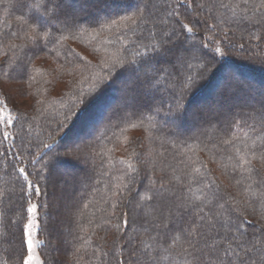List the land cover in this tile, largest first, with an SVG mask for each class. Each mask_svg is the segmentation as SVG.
<instances>
[{
  "label": "trees",
  "instance_id": "1",
  "mask_svg": "<svg viewBox=\"0 0 264 264\" xmlns=\"http://www.w3.org/2000/svg\"><path fill=\"white\" fill-rule=\"evenodd\" d=\"M177 19L193 31L180 29ZM173 30L179 38L168 42ZM228 69L252 83L226 81ZM216 83L222 96L247 95L192 128L191 117L201 113L188 117L193 104L213 95ZM258 84L264 0H0V108L15 117L11 142L0 123V264L27 257L22 185L38 205L43 264H219L200 236L209 220L224 224L219 238L230 225L240 235L239 223L249 247L240 256L264 264ZM185 90L183 110L175 113V97ZM118 94L122 108L76 151L87 171L66 178L74 190L61 210L54 193L61 171L54 166L66 163L69 135L95 108L102 109L95 120L102 119ZM22 100L27 108L16 107ZM21 167L42 196L29 195Z\"/></svg>",
  "mask_w": 264,
  "mask_h": 264
},
{
  "label": "rangeland",
  "instance_id": "2",
  "mask_svg": "<svg viewBox=\"0 0 264 264\" xmlns=\"http://www.w3.org/2000/svg\"><path fill=\"white\" fill-rule=\"evenodd\" d=\"M77 14H79L78 11H72V13H70V15L72 16H76ZM221 52V51H220ZM222 55L224 56V58H228V56L226 55V52L224 54V52H221ZM143 74H147V73H143ZM239 77L244 78V80L249 81L250 83H252L248 78H246L243 75H239V73H237L235 70L232 69H228L226 70V74L224 75V78L226 81H232V82H239ZM219 79V78H218ZM126 81V79H125ZM132 82V79L130 80ZM219 83V82H218ZM217 84L216 86V91L214 90L212 93L213 95L209 96L208 98L199 101L195 104H193V109H191L190 113L188 114V117H191L195 111H199L201 112L199 115V119L196 116H193L191 118H193V123L191 125L192 128H196L198 126H200V121H203L204 123L207 121H210V119H212L213 117L216 116L217 111L220 108L221 104L224 103H231L232 105H235V100L236 99H240L242 98V96L246 97V93L241 94V95H237L235 96V94L233 92H226L224 93V96H222L223 91L221 89L220 84ZM257 84V83H256ZM13 86V85H12ZM12 86H7L9 89H12ZM15 86V84H14ZM118 87L123 88L121 83L117 84ZM215 87V85H214ZM152 91V89L150 90H146L147 93H150ZM254 96L257 99H262V96H264V84H258L257 85V89L256 92L254 94ZM124 100V97L121 96L120 94L117 95V100L113 103H111L110 107L104 112V114L101 116L102 119L99 120H95V116L99 113H101L102 109L100 108H95L91 114L89 115V117H87L86 120H83V124L80 125L79 130H75L74 133H71L69 135V138L67 140V143L65 144V158L66 163H64L63 165L61 163H58L57 165L54 166V169L56 171H61L60 172V177L57 180V187L55 188V196L56 198L59 199L60 203H61V210H66L67 208H69L70 203H69V196L71 195V191L74 190V188L72 187V183L70 182V180L66 179L69 175H71L73 178L75 177V175H77L80 171H87L86 168V163L81 160V158H79L76 154V151H79L81 148V145L83 143L84 140H87L89 138L92 137V133L93 130L99 126H101L104 122V120L111 114V112L113 110H117L119 108H122V101ZM129 103L131 102L128 101ZM211 106H209L211 103ZM28 101L27 100H22L19 103H16V107L18 108H27L28 107ZM209 106L208 110L206 109V107ZM3 109V114H8L10 113V110L8 108H2ZM11 114V120L12 123L11 124H5V128L6 131L9 133V141H12V136H11V128L12 125L14 123L15 117ZM190 118V119H191ZM209 123V122H208ZM75 172V173H74ZM36 204V203H35ZM65 205V206H64ZM64 206V207H63ZM29 218V217H28ZM57 219V215L55 216V218H53V220ZM28 223V219L27 222L25 223V225ZM66 222L63 223V227L60 229V235H61V242L62 244H66L67 241H65V235H66ZM39 221H38V210L36 212V226L33 228L32 230V239H33V251L30 254L33 257V264H43V261L41 259L40 253H39V249L40 246L42 244V241L39 238ZM27 237L25 236V243H26ZM26 247H27V243H26ZM29 253L27 252V257H28ZM27 257L25 259V261L27 260ZM25 264V263H24Z\"/></svg>",
  "mask_w": 264,
  "mask_h": 264
},
{
  "label": "snow or ice",
  "instance_id": "3",
  "mask_svg": "<svg viewBox=\"0 0 264 264\" xmlns=\"http://www.w3.org/2000/svg\"><path fill=\"white\" fill-rule=\"evenodd\" d=\"M173 15H175V11L173 12ZM131 19V18H130ZM177 24L182 30H186L188 33H191L193 31L192 27H189L188 24L183 23L179 19H177ZM173 36H176L177 38L178 35L175 30L170 34L168 42L171 41V38ZM221 49L219 47H214V52L215 53H220ZM192 57H198L199 52H194ZM191 79V77L189 78ZM184 82L182 81V84ZM190 87V85H189ZM184 95H186V90L182 92L179 96L175 97V103L173 105L175 109V113H179L183 110V99ZM0 123L3 124H11V114H3V109L0 108ZM3 137L5 140L9 138V133L5 131L3 133ZM19 174L23 177V180L27 182L26 188L29 193V195H40L42 196L44 193L41 191V188L39 186H34L30 181H29V174L26 172L25 168L21 167L18 169ZM25 191V186H21V193H22V198L25 200V203L28 205L27 206V214H28V223L24 225V227L21 229V245L23 246L25 236L27 237L26 243H27V252L29 253L27 260L25 261V264H33V257L30 255L33 251V239H32V230L36 226V212L38 210V205L35 203H31L28 197L24 196L23 193ZM180 206H178L179 208ZM206 219V218H205ZM126 223V222H125ZM166 226V225H165ZM232 225L229 226V234L226 236H223V238H219L221 236V231L220 229H224V224L222 222L217 223L214 220H209L207 224H201V228L206 229L205 231H202L200 233V236L203 237V242L205 244V248L209 249V253H215L216 260L219 262V264H234L233 261V256L237 257L239 260V264H246V260L244 257L240 256L241 252L247 253L249 251L248 244L243 242L240 239V236L245 235L241 231L239 223H236L234 225L236 233H239L240 235H236L234 233L230 232V228ZM191 234V233H189ZM230 237V239H229ZM199 239V237H198ZM227 239L228 245L227 247L223 246V240ZM212 240H219V247L216 244H211L210 242ZM191 243V241H190ZM233 245L235 247H233ZM252 247H256V245H252ZM261 247H264V243H262ZM222 253V255H221ZM249 259L251 257H248ZM120 264H123V261L120 262Z\"/></svg>",
  "mask_w": 264,
  "mask_h": 264
},
{
  "label": "bare ground",
  "instance_id": "4",
  "mask_svg": "<svg viewBox=\"0 0 264 264\" xmlns=\"http://www.w3.org/2000/svg\"><path fill=\"white\" fill-rule=\"evenodd\" d=\"M194 102H195V100H194Z\"/></svg>",
  "mask_w": 264,
  "mask_h": 264
}]
</instances>
